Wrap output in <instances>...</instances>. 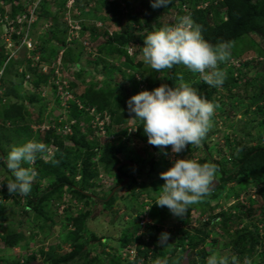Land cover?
Segmentation results:
<instances>
[{"label":"rangeland","instance_id":"1","mask_svg":"<svg viewBox=\"0 0 264 264\" xmlns=\"http://www.w3.org/2000/svg\"><path fill=\"white\" fill-rule=\"evenodd\" d=\"M13 2L22 9L11 17ZM28 9L34 10L30 12L32 15ZM197 9L207 12L210 25L225 20L221 0H173L168 10L153 9L149 0H0L3 57H0V111L19 103L25 113L14 120L0 117V264H26L31 259L32 263L50 264L49 257L70 252V240L76 231L73 219L83 213H87L82 225L85 230L78 243L86 241L85 257L97 259L93 264L112 263L119 255L128 263L127 256L133 251L136 254V249L147 250L146 257H139L136 264H201L216 252L238 257L239 264H245V258L260 263L264 220L258 213L261 200L253 183L242 190L237 189L236 181L225 186L217 184L210 195L190 205L183 218L174 217L155 202L165 183L160 173L171 168L176 159L217 163L216 181L220 173H236L234 156L239 146L249 149L261 145L264 125L260 124L264 116L257 114L256 108L264 111V89L260 91L264 85V37L251 35L254 44L239 41L232 47L229 60L219 64L225 75L229 71L231 78L240 83L235 87L214 88L215 100L208 101L218 107L212 128L199 146L189 145L179 155L172 153L171 146L163 149L152 146L148 139H142V122L131 119L127 111V101L132 96L165 84L172 70L156 72L144 63L142 47L146 36L175 24L178 17L190 16ZM125 28L129 43L122 50L130 62L124 55L108 52L117 47L115 42L110 43L111 37ZM18 32L20 40L12 36ZM32 68L36 69L35 73L30 71ZM173 68L188 71L183 65ZM189 74V86L196 87L199 93L212 89L198 73ZM97 91L114 93L107 98L108 108L99 112L87 98L90 92ZM260 94L262 97L255 100ZM31 96L36 101L29 102ZM99 117L104 118L105 134L96 132ZM73 128L83 131L90 146L94 141L97 144L91 162L95 178L90 183L94 185L85 190L88 198H74L64 186L52 196V201L42 205L41 214L29 207L26 210L25 196H10L3 190L2 180L14 179L2 165L4 158L13 146L41 142L47 137L51 140L52 134L66 147L73 148L70 139ZM48 129L53 132L45 137ZM48 146L50 151L38 154L37 159L50 165L55 148ZM105 148L112 151L119 148L118 158L125 160V165L120 164V173L105 168L101 160ZM73 158H76L77 174L69 178L74 188H79L81 158L74 155ZM34 166L35 163L31 165ZM53 181L51 174L42 178L36 175L29 197L40 195ZM221 213H236L240 219L230 220L222 227L217 217ZM142 220L150 222L143 224ZM254 227L258 228L261 239L254 247V254L246 257L241 250L246 244L235 243L237 234ZM130 229L136 230L134 242L122 249L118 240L124 230ZM203 229L207 235L199 248L206 249V256L202 258L199 248L194 249L193 261L187 262L183 257L188 241L199 242ZM15 232L19 235L17 244L10 247L4 238ZM162 233H168L169 240L160 247L158 240ZM83 262L85 259L66 264Z\"/></svg>","mask_w":264,"mask_h":264},{"label":"clouds","instance_id":"2","mask_svg":"<svg viewBox=\"0 0 264 264\" xmlns=\"http://www.w3.org/2000/svg\"><path fill=\"white\" fill-rule=\"evenodd\" d=\"M171 2L172 0H151V7H167ZM232 47L231 41H222L216 45L209 43L202 35V25L185 15L178 17L175 24L163 26L148 34L144 39L142 58L156 72L183 65L190 72L198 73L209 87L215 88L225 82L226 76L219 69V64L229 60ZM216 107L218 105L203 98L196 87L187 83L174 88L161 84L154 90L142 91L127 101L128 114L131 119L142 122L148 143L161 149L171 146L174 155H179L189 145L199 146L202 143L212 128ZM100 119L95 127L98 135L106 132L104 118ZM99 122L102 123L101 126ZM49 151L48 145L36 141L11 148L4 158L7 170L14 178L6 184L10 196L30 195L37 175L31 165L35 163L38 154ZM25 164L29 167L22 166ZM217 172L218 166L213 163L201 164L195 160L176 159L171 168L160 173V178L165 183L160 188L155 204L161 208L166 207L174 217L183 218L190 205L211 194ZM168 240L169 234L162 233L158 245L163 247L168 244ZM206 264H239V259L216 252L206 258ZM245 264L252 262L245 258Z\"/></svg>","mask_w":264,"mask_h":264},{"label":"trees","instance_id":"3","mask_svg":"<svg viewBox=\"0 0 264 264\" xmlns=\"http://www.w3.org/2000/svg\"><path fill=\"white\" fill-rule=\"evenodd\" d=\"M151 2V0H149ZM223 6L225 7V20L220 21L216 25H210L209 21L206 19L207 12L203 11L201 9L193 10L192 19L197 23L202 25V35L203 37L212 45H216L222 41H231L233 42V46L238 43L239 41L246 40L254 44L253 40H251V35L261 36L264 37V0H221ZM10 16L14 17L16 12L20 11L22 8L19 6H14V3H10ZM173 0L170 5L167 7H164L165 10H168L169 7H172ZM163 8V7H162ZM183 14V13H182ZM146 19V16H144ZM146 21V20H145ZM146 24L147 21H146ZM149 26V24H148ZM22 30V29H21ZM127 28L123 30V32L113 35L111 37L110 43H116L117 47L109 50L108 52L110 54H118L130 62L128 57H126L124 51L122 50L123 46L129 43V36ZM15 39L19 38L20 35H14L12 34ZM17 36V37H16ZM20 40V39H18ZM20 42V41H19ZM17 42V43H19ZM144 46V45H143ZM236 47V46H235ZM234 48V47H233ZM2 51V50H1ZM0 51V57H2ZM3 58V57H2ZM1 59V58H0ZM182 66V65H181ZM221 70V69H220ZM32 73L36 72V69H30ZM189 70L179 72L177 69L172 68L171 72L168 74L167 81L165 84H168L170 87H175V85L181 81L183 83H189ZM230 72L225 75V82L222 85V87H225L227 85L229 86H238L240 81L238 79H232L230 76ZM37 85L38 83L35 82ZM264 89V85H261L260 91L262 92ZM213 90L214 87L210 91H202L200 92V95L207 99L214 102L215 98L213 97ZM9 94V93H8ZM114 93L108 92L107 94H104L103 92L97 91V92H90L87 95V98L90 100V102L93 104V106L96 107L97 111H102L103 109L108 108L109 100L108 97H113ZM262 97L260 94L255 98V100H258ZM38 100V99H37ZM254 100V101H255ZM36 99H34V96H31L29 102H34ZM23 107L19 105V103L11 104L7 108L1 109L0 111V117L2 120H14L15 118H22L25 113H23ZM257 114H261L264 116V111L261 107H257ZM41 111V109L39 110ZM26 112V111H25ZM114 111L111 112L113 114ZM117 123L119 121H116ZM141 122V121H140ZM260 125H264V119L261 120ZM141 131H143L142 125L140 128ZM73 135L71 136V140L74 144V147H66L61 141L60 138L58 139L54 134H52L51 140L47 137L48 134L53 132L52 130L46 131L44 135H46L44 138L45 140L41 141L42 143L48 145H53L55 148L54 154L51 156V163L48 165L47 163H43L40 159H36L35 162V170H37V176L43 177L47 174H51L54 181L47 186L46 189L40 194V195H34L33 197L26 196L27 205L25 209L27 210L28 207L31 208V210H35L38 213L41 214L42 211V205L44 203H49L52 199V196L55 194H58L60 190L64 188V186L68 187L70 190V194H73L72 196L74 198H78L81 200H86L88 198L87 193H85V190L92 187L94 184L91 185L90 180L95 178V170L92 169V159L95 157V151L94 148L96 141H94L91 146L87 143L84 133H82V130H78L77 128H73ZM125 135V133H124ZM260 138L261 145L245 149L241 146L238 147L236 154L234 156L235 158V167H236V173L235 174H228L223 175V173H220L218 177L216 178L217 182L220 186H225V184L229 181H236L237 182V189H247L248 186H250L252 183L257 186V194L258 198L261 203V206L258 209L259 216L264 220V134ZM78 139V140H77ZM142 139L147 140V136L144 134L142 136ZM263 142V143H262ZM74 149V150H73ZM120 153L119 148L115 149L114 151L108 150L107 148L104 149V152L102 153L101 160L105 165V168L108 169V171H116L120 173V164L125 163V160H120L118 157V154ZM73 155L77 158H81V168H80V174L79 178L81 179V187L74 188L73 184L70 181V178L73 179L74 175L77 174V162L76 158H73ZM55 161H59V163H56ZM205 162L209 161H201L199 163L203 164ZM4 167H7L6 164H2ZM125 165V164H123ZM217 165V163H216ZM26 167V165H24ZM67 170V171H66ZM70 176V178H69ZM7 180H2V187L4 192L7 191ZM52 201V200H51ZM31 206V207H30ZM24 209V210H25ZM24 212H27V211ZM87 214V213H86ZM86 214H80L76 218L73 219V224L75 226V232L74 237L70 240L72 249L70 252L65 253L58 257H49L48 260L50 264H66L69 261L74 260H80L82 261L85 259V263L82 264H93L97 259L95 258H88L86 259L85 254L87 249V243L86 241H82L80 243L79 239H83L85 230L83 228V221L86 219ZM219 218V222L222 227H226V222L234 220H239L240 217L233 213V215H225L224 213H221L217 215ZM136 230L130 229V230H124L121 234V237L118 240L119 246L124 249L125 247H130L129 245H132L134 242V233ZM202 235V238L198 242H194L193 239L188 241L189 247L188 249L184 250L185 256L184 259L188 261H193V253L192 250L198 249L201 242L204 241V237L207 235V232L205 229H203L202 232H200ZM238 239L235 243L238 245L241 244V242L246 244V247H242V251L246 257H250L254 254V247L255 245L260 241V237L258 234V228L254 227L253 229H247L243 231H238ZM18 234L10 233L7 235V237L4 238L5 244L12 247L17 244L18 240ZM182 242V241H181ZM236 246V245H235ZM127 247V248H128ZM237 247V246H236ZM245 248V249H243ZM135 249V248H134ZM129 252V251H128ZM127 254V253H126ZM147 250L140 251L139 249H136V254L133 258H130L128 255L127 258H129L128 263H124L120 259V255L116 256L113 259L112 263L108 264H136L139 257L144 256L146 257ZM198 254L203 258L206 256V249H200L198 250ZM85 257V258H83ZM261 261L259 264H264V251L260 253ZM33 259L28 260L26 264H33ZM18 264V263H15ZM43 264V263H42ZM201 264H206L202 261ZM255 264V263H252Z\"/></svg>","mask_w":264,"mask_h":264},{"label":"built area","instance_id":"4","mask_svg":"<svg viewBox=\"0 0 264 264\" xmlns=\"http://www.w3.org/2000/svg\"><path fill=\"white\" fill-rule=\"evenodd\" d=\"M28 10H29V9H28ZM32 11L34 12V10H29V13H30V12L32 13ZM31 13H30V15H32ZM23 17H25V16H23ZM23 20H24V18H23ZM16 34L19 35L20 33L18 32V33H16ZM27 78H29V77L27 76ZM99 119H100V118H99ZM99 119H97V120H99ZM98 124H99L100 126L102 125L101 122H99ZM146 222H150V221H146V220H142V221H141V223H143V224H145ZM129 254H130V257H131V258H133L134 255H135V254H134V251H133V253L130 252Z\"/></svg>","mask_w":264,"mask_h":264},{"label":"water","instance_id":"5","mask_svg":"<svg viewBox=\"0 0 264 264\" xmlns=\"http://www.w3.org/2000/svg\"><path fill=\"white\" fill-rule=\"evenodd\" d=\"M216 185H217V182L215 181L214 186H216ZM33 264H42V263H33Z\"/></svg>","mask_w":264,"mask_h":264}]
</instances>
